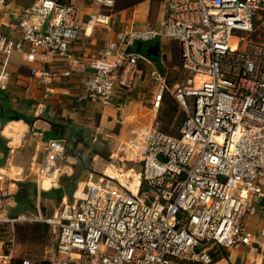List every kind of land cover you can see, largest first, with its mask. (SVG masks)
Segmentation results:
<instances>
[{"label":"built area","instance_id":"obj_1","mask_svg":"<svg viewBox=\"0 0 264 264\" xmlns=\"http://www.w3.org/2000/svg\"><path fill=\"white\" fill-rule=\"evenodd\" d=\"M74 1L100 6L86 27L112 30L106 12L114 0H33L14 9L0 0L11 30L0 34V90L14 54L43 87L44 102L56 80L74 73L89 72L77 102L101 107L112 105L117 90L147 83L154 119L138 141L137 191L83 183L82 197L75 192L40 219L56 237L53 260L15 263L0 242V264H214V248L264 258V215L258 232L247 228L263 197L264 44L237 38L264 20V0H165L160 30L117 32L88 59L72 50L82 26ZM159 36L177 41L181 82L131 50ZM166 95L183 115L176 137L156 122ZM35 113L43 115L42 102ZM65 156L63 140L47 142L39 186L48 180V191L60 189Z\"/></svg>","mask_w":264,"mask_h":264},{"label":"crops","instance_id":"obj_2","mask_svg":"<svg viewBox=\"0 0 264 264\" xmlns=\"http://www.w3.org/2000/svg\"><path fill=\"white\" fill-rule=\"evenodd\" d=\"M149 6V0H127L125 4H119L118 2L114 14L110 15L109 27L112 29L110 32L101 27L99 29L97 27H86L87 16L94 15L93 13L81 14L86 17L85 21H82L75 14V19L81 22L82 26L79 40L72 46L74 54L85 59L93 58L103 45L114 37L115 33L131 29L150 28L146 24ZM164 6V2H162L158 24L162 19ZM7 8L14 9L16 6L8 4ZM3 15H0V33L8 35L11 30L8 28L6 16ZM178 54L177 65L180 66L179 46ZM160 64L162 70L165 71H168V67L172 66L171 64ZM62 68V66H57L58 70ZM172 69H175L174 66H172ZM9 72L11 75L6 89L0 90V172L6 175L0 181V193L1 191L7 193L6 197L0 195V210H3L7 216L15 217L11 216L14 210L18 211L17 216L31 212V205L17 202L19 196L23 195V191L35 189L33 197L39 195L38 198L40 199L42 194L49 193L50 181L44 180L39 186L37 183L38 175L45 159L47 142L55 139L62 140L60 137L64 134L61 131L65 130V135H70L73 142L76 135L82 134L89 148L99 154L101 153L95 149L94 141L103 133H113L114 126L120 123L124 125V127H121L120 133L138 134L145 131V120L140 119L139 115L133 117L137 108L145 109V82L138 84L131 91L117 90L112 105L101 107L99 105H89L85 102H77L76 98L82 91L83 81L89 76L88 71L74 73L70 78L56 80L52 85L53 94L49 95L45 102L43 101V87L30 77L28 67L22 61L21 55H12ZM127 92L135 93L136 98L139 96H143V98L138 102L123 103L121 96ZM40 102L44 105V113L39 116L35 113V106ZM11 113L16 118H21L22 122L12 120L14 117H11ZM118 116L120 119H118ZM66 121H69L68 126ZM53 125L62 126L64 130L56 129V131H53ZM113 138L118 137L113 136L111 139ZM103 140L100 137V141L104 143L103 151L108 152L105 145L109 141ZM63 141L67 145L66 141ZM76 148L77 151L83 150L82 144H78ZM89 150L86 152H89ZM94 156L95 154H93ZM78 170H81V161L77 157L66 154L64 161L61 163L62 175L59 180V190L63 192L69 189L72 178L76 174V179L78 177ZM77 185L76 180V188ZM82 187L80 183L78 190L75 188L71 194L70 200L75 192L77 197H82ZM262 192L263 197L255 204V214L248 218L247 228L251 232H258L263 220L264 186ZM65 198L66 196L62 198V202L67 200ZM46 200L52 201L51 198ZM240 249L242 248L235 251ZM249 254L250 263L254 261L255 264H263L264 258L256 252H249ZM14 260L15 263L20 261V259ZM215 264H227V262L224 260Z\"/></svg>","mask_w":264,"mask_h":264},{"label":"rangeland","instance_id":"obj_3","mask_svg":"<svg viewBox=\"0 0 264 264\" xmlns=\"http://www.w3.org/2000/svg\"><path fill=\"white\" fill-rule=\"evenodd\" d=\"M32 1L33 0H9L8 4L17 7L28 5ZM126 1L127 0H114L113 7L106 13L109 15L114 14V11L117 8V3L119 2V4H125ZM164 1L165 0H149V15L146 24L148 27L154 28L157 31L160 30V25L157 21L159 19L162 2ZM73 7L75 14H77V17L79 16L82 21H85L86 17L81 14L91 12L96 15L100 12V6L94 3L90 4L74 1ZM97 28L99 29V27ZM237 38H245L246 41L252 40L264 44V20L256 22L252 33H240ZM155 43L159 47L160 63L164 65L171 64L175 68L172 69V66H170L168 67L169 70L166 71L168 72V77L171 80V83L175 80H177V82H181L183 78L182 75L184 73L181 67L177 65L179 56L177 41L162 39L159 36ZM147 87L148 84L145 83V109L137 108V111L134 112L133 115V117L139 115L140 119L145 120V129L150 126L152 120L154 119V114L151 111V97L149 94L151 89ZM121 97L123 98L121 99L123 103L133 101L138 102L143 98V96L136 98L137 96H135V93L133 92H127ZM182 118L183 115L175 106L172 98L166 95L163 100L162 107L159 109L156 116V122H158L160 131L167 128L165 133L175 137L178 136V127ZM118 119H120L119 116ZM12 120L21 121L22 119L13 118ZM121 127H124V125L120 123L114 126L112 131L113 133H103L99 137L103 138V141H109V145L112 149H114L117 153L124 155L123 159L121 160L120 158H116L115 160L105 161L99 157L101 154L98 152V155L92 157V149H88L89 152H86V150L85 153L79 152L80 155L84 157V164L88 165L89 170H78V177L76 179L78 184L81 183V185L84 186L83 183L91 182L98 185L100 182H103L100 185L102 187L110 186L113 188L116 185H121L137 191V186L140 180V164L138 163L139 155L137 146L142 133H120ZM113 136L118 138L111 139ZM73 188L74 186L72 182L69 189L63 191V194L66 196L68 201L70 200ZM38 190L40 191V189ZM38 196L39 195H36V197L32 196L33 200L30 207L32 210L30 213L25 215L17 216L18 211L14 210L12 211L11 216L15 217H10L7 216L3 210H0V242L3 243L4 251L12 253L14 259L30 260L33 262H48L55 258L56 237L51 232L50 228L46 224L42 223L40 219L42 217L44 218L50 216L55 209L60 206L63 200H55V195L51 197L52 201L46 199L41 200ZM20 216H23L25 220H19L16 222L12 221ZM225 252L226 258L220 261L225 260L227 264H255L254 261L251 263L249 261L250 251L248 249H240L237 251L227 249ZM258 255H261V253L259 252Z\"/></svg>","mask_w":264,"mask_h":264},{"label":"trees","instance_id":"obj_4","mask_svg":"<svg viewBox=\"0 0 264 264\" xmlns=\"http://www.w3.org/2000/svg\"><path fill=\"white\" fill-rule=\"evenodd\" d=\"M143 45H145V44H143ZM161 69H162V67H161ZM175 106H176V104H175ZM66 123H67V126H68L69 121H66ZM52 129H53V131H56V129H60L61 130L62 126L53 125ZM166 129L167 128L162 129V132H166ZM62 130H64V129H62ZM61 132L64 135H61L60 139L65 140L66 143H67V145H65L66 154H68L70 156H73V157H77L81 161V168H82L81 170H84V171L89 170L88 169V165L84 164V161H83L84 157L81 156L80 153H79V152L85 153L86 150L90 149L89 145L84 141L83 135L82 134L76 135V137L74 139V142H73L70 135H68V134L65 135L66 134L65 130L61 131ZM94 143H95L94 144L95 145V149H97L101 153V155L99 157L104 159L105 161L106 160H115L116 158H120L121 160L123 159L124 155L121 154V153H117L114 149H112L110 147V145H109V142L105 145L106 146V150L108 152L103 151L104 143L100 141V137H97V139L94 141ZM78 144H82V149L83 150L77 151L76 147L78 146ZM72 147H73V149H72ZM92 152H93L92 154L98 155V153H96L97 151L96 152L92 151ZM92 157H93V155H92ZM76 175L72 178V182H73V186H74V188L72 190V193H73V191L76 188ZM34 190L35 189H33L32 191H27V190L23 191L24 192L23 195L19 196L17 202L19 204L20 203H25V204L31 205L32 200H33L32 196H33V191ZM48 192L49 193L42 194L41 195V199H48V198H51V197H53L55 195V200L61 201L62 198L65 196L61 190H49ZM21 193H22V191H21ZM210 255H211V258L213 259L214 264L216 262H219L220 260L226 258V252L224 250H218V249H215V248L210 251Z\"/></svg>","mask_w":264,"mask_h":264},{"label":"water","instance_id":"obj_5","mask_svg":"<svg viewBox=\"0 0 264 264\" xmlns=\"http://www.w3.org/2000/svg\"><path fill=\"white\" fill-rule=\"evenodd\" d=\"M155 42L156 39L146 43L145 45L140 42H137L132 46L131 50L137 53H143L145 56L152 59L158 67H161L159 61V47ZM11 117L16 118L14 114H12Z\"/></svg>","mask_w":264,"mask_h":264},{"label":"bare ground","instance_id":"obj_6","mask_svg":"<svg viewBox=\"0 0 264 264\" xmlns=\"http://www.w3.org/2000/svg\"><path fill=\"white\" fill-rule=\"evenodd\" d=\"M127 189H129V191H131V192H133V193H136V191H135L134 189H132V188H128V187H127Z\"/></svg>","mask_w":264,"mask_h":264}]
</instances>
